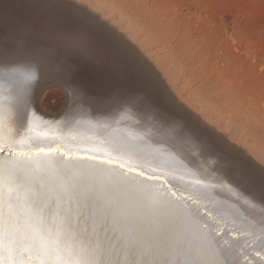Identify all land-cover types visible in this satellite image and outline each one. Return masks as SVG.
Masks as SVG:
<instances>
[{
    "label": "snow or ice",
    "instance_id": "snow-or-ice-1",
    "mask_svg": "<svg viewBox=\"0 0 264 264\" xmlns=\"http://www.w3.org/2000/svg\"><path fill=\"white\" fill-rule=\"evenodd\" d=\"M77 27L85 43L120 59L143 90L144 109L160 119L147 139L105 141L110 152L101 160L63 143H79L71 133L37 132L31 103L20 102L25 90L5 73L16 84V127L5 122L10 105L0 91V264H264V169L259 192L249 177V196L235 204L224 189L176 174L162 162L164 150L188 158V145L208 131L190 114L179 117L180 106L102 26L85 19ZM149 142L159 148L149 151ZM81 151L92 154H74Z\"/></svg>",
    "mask_w": 264,
    "mask_h": 264
},
{
    "label": "rangeland",
    "instance_id": "rangeland-1",
    "mask_svg": "<svg viewBox=\"0 0 264 264\" xmlns=\"http://www.w3.org/2000/svg\"><path fill=\"white\" fill-rule=\"evenodd\" d=\"M54 2L70 5L87 18L76 17L68 7L56 9L69 16L112 27V33L106 30V34L115 38L122 50L134 54L138 63L150 71L152 79L180 106L179 117L190 114L198 126L208 131L209 135L201 141L188 145V158L164 150L162 162L171 166L169 160L185 162L197 171L209 173L213 180L225 182L223 185L238 188V194L243 193L244 181L253 182L249 177L258 185L261 169H264V0ZM19 72L16 82L25 94H30L31 88L42 83L41 77L49 74L45 78L51 79L43 83L42 92L31 93L30 101L34 104L30 103L44 117L64 119L61 123L65 125H68L66 115L73 108L74 114L83 113L98 120L100 127L95 125L102 134L109 128L120 137L135 135L147 139V134L154 132L150 117L160 119L158 110L150 114L133 109L134 103L129 101L137 104L139 99V105H144L143 90L138 84L135 98L129 99L131 96L121 93L118 101L123 100L124 104L115 106L116 90L106 80L86 79L87 83L84 81L82 86L74 80L80 86H75L79 90L76 93L68 87L65 78L53 80V76L44 71L38 76L32 69ZM76 75L85 76L80 71ZM47 89L60 97L57 108H49L40 100ZM52 100L56 101L55 97ZM63 112L66 113L60 118ZM138 121L144 122L146 127H137ZM157 148L158 145L149 142V151ZM139 163L152 166L144 161ZM247 190L249 195L250 190ZM256 191L259 192V185ZM228 227H232L230 222Z\"/></svg>",
    "mask_w": 264,
    "mask_h": 264
},
{
    "label": "bare ground",
    "instance_id": "bare-ground-1",
    "mask_svg": "<svg viewBox=\"0 0 264 264\" xmlns=\"http://www.w3.org/2000/svg\"><path fill=\"white\" fill-rule=\"evenodd\" d=\"M39 9H41L42 13L45 12L44 8H39ZM24 10H27L25 16L30 20V22H29L30 24L29 25L26 24V27H25V29H29L31 31L30 32L28 30V32H30L33 35H36L38 38L43 39V40L48 39V38L57 39L60 37L65 44H67L69 46L72 45L73 50H74L73 54L77 55V56H75V57L73 55L66 56L67 58H70V60H68V61L55 60V63L56 62L59 63V64H57L59 67L64 68V69L72 72L73 77L70 78L71 81H74V80L77 81L78 80L77 83L78 84L80 83L82 86V84L84 83V81L86 79L106 80L109 83H111L112 85H114L113 86L114 89L121 88L122 94L124 93L125 95H128L129 97L131 96V98H129V99H132V97H134V98L136 97L135 93H136V89H137V83L132 76H130L129 74H127L125 72V69L123 68V66L121 64L120 59L118 57L111 55L107 48L97 47L96 45L92 44L90 41L85 43L86 36L77 27V22L83 20L82 18H76L72 15L69 16V14L65 13L64 11H62V10L58 11L57 10L64 17V20H59L60 17L54 16V14H57V11H55L54 9L49 10L48 13L51 14L49 16L46 15L44 17L39 12L38 13L39 16L36 15L37 18H33V15L31 14L32 10H30V9H24ZM51 16L54 18H52ZM91 22L93 23V21H91ZM97 24L98 23H93V25H97ZM101 25H102L105 33H107L106 30L109 33H112V31L110 30V28H112V27L108 28L107 24L103 25L102 23H101ZM119 27H120V24H119ZM120 29H122V28H120ZM130 31H132V30H130ZM117 36H118V34H117ZM120 36H119V38H120ZM111 40L115 46L120 48V45L115 40V38L111 37ZM4 50L0 49V91H2L4 93L5 103L10 105V111L6 113L7 118H6L5 122L10 127H16L15 120H14L15 110H16V107H15L16 102H15V99L12 95L13 93L16 92V84L13 83L11 81V79L5 75V73H10V74L14 75L16 77V80H17V78L19 77L18 76L19 71H22V70L26 71L28 69H32L36 75L42 76L41 75L42 70L39 69L40 66H38V65H40V64H36V63H40V61H35V59L31 58L30 55L29 56H27V55L22 56V55L14 54V53L9 51V48H5ZM52 56H58L60 58H63L62 55L58 54V51ZM29 60H31L33 62H30ZM45 63H47V62H45ZM161 64L162 63H160V65ZM45 66L46 65H44V64L41 65V67H45ZM85 66L87 68H84ZM161 67H162V65H161ZM35 68H38V69L36 70ZM77 71L82 72V76H83V74H85V76H83V77L77 76L76 75ZM74 72H75V74H74ZM164 72H166V71H164ZM48 75L49 74H46L45 77H48ZM45 77H41V79L43 80L41 84H38L34 88H31V93H34V94L39 93L40 94L42 92V90L44 88L43 83H46L45 82L46 80L51 79V78H45ZM52 78H54V76ZM59 79L61 80V78H57V80H59ZM63 80H62V82H63ZM65 80H67V79H65ZM16 83H18V81ZM94 85H96V84H94ZM25 88L27 89V86H25ZM91 88H93V86ZM27 93H30L28 89H27ZM31 93L30 94H22L21 98H20V102L21 103H24L25 101L31 102L30 101ZM116 94L117 93L115 92V95ZM115 95H113V96H115ZM40 97H41L40 100H42V103L49 108H57V106L60 102V99H59L60 97H58V95H55V93L52 90L47 89V91L42 93ZM54 97H55L56 101L52 100ZM108 97H110V96H108ZM108 97H107V99H108ZM82 98H83V96H82ZM110 98H112V95ZM74 100H75V98H74ZM111 100H113V99H111ZM129 102L133 103V101L132 102L129 101ZM31 103L34 104V102H31ZM141 103H143V102H141ZM123 104H122V106H123ZM31 106H32V110L34 111V113L36 115V120L34 123H35V125H38V127H36L37 132H40L45 136L58 137V138L65 137L69 133H71L72 136H74L79 141V143L76 145H73V144L69 143L68 140H62L63 143L68 144L69 147H79L81 149H90L92 151H95L99 155V158L101 160L107 159L106 153L110 152V150L104 146L105 141H110L113 139H119L120 138V136H118L116 133L112 132L109 128H106V130L104 129L103 134L100 133L98 131L99 129L96 128V125H95V124H97L98 126L100 125V124H98V120L95 119V121H96L95 122L91 117H89L83 113H80V115L78 113L74 114V113H72L73 108L72 109L70 108L69 113L66 115V121H67L68 125H65L64 123H61V122H64V119L56 120L55 118H52L49 116L44 117L43 115H41L39 113V111L36 109L35 106H33L32 104H31ZM135 108L136 107H134L133 109H135ZM119 118H118V121L120 122ZM150 118L152 120V122L150 124V126H151V125H154V123H156L157 120L154 119V117L153 118L150 117ZM89 124H91L92 126H89ZM23 131H24V129H21L22 134H23ZM88 140H91L92 142L91 143L85 142ZM74 154L77 156H84V155H90L92 153L81 151V152H76ZM111 154L115 155V153H111ZM168 162L172 163V166H176V169L179 170L176 174H183L186 178H195V179L203 180L206 184L215 186L218 191L221 189H224V191L226 192V195L229 198H231V202L233 204H235L237 198L242 199V198H247L249 196L246 193L245 189H248L247 192L249 190H251L252 182H251V184H250V182L247 183V180H246L247 178L246 179L244 178L246 181H245V184L242 186L243 193L240 192L238 194V190H239L238 188L233 187V186L223 185V183H225V182H223L221 180H219V181L213 180L212 176L207 172L197 171L196 169H193L192 167H190L187 163L179 162V160H175V161L171 160V162L169 160ZM132 163L140 164L139 161H136V160H133ZM164 171H166V170H164ZM240 178H243V177H240ZM256 186H258L257 183H256ZM228 189H230V191H228ZM224 198H225L224 196L219 197V199H224Z\"/></svg>",
    "mask_w": 264,
    "mask_h": 264
},
{
    "label": "water",
    "instance_id": "water-1",
    "mask_svg": "<svg viewBox=\"0 0 264 264\" xmlns=\"http://www.w3.org/2000/svg\"><path fill=\"white\" fill-rule=\"evenodd\" d=\"M54 1L55 0H0V49L4 50L5 48H9V51L14 54L22 55V56L30 55L31 58L35 59V61H40V63H36V64L46 65L45 67L42 68L39 67V69H41L44 72L50 73V76H54V74H57L54 78H52L53 80H57V78L67 79L69 87L73 89L74 92L77 93L79 92V90L75 89L76 88L75 85L77 86V84L74 81L70 83L71 82L70 78L73 77L72 72L59 67L57 65L59 64L58 62L55 63V60L58 61L70 60V58L66 57L69 55H73L74 57L77 56L73 54L74 50L72 45L69 46L65 44L60 37L57 39H51V38L44 40L40 39L36 35L31 34L30 33L31 31L29 29H25L26 24L28 25L30 24L29 23L30 20L25 16L27 10L24 9L32 10L31 14L33 15V18H37L36 15L39 16L38 14L39 12L45 17L46 15L48 16L51 15L50 13H48L49 10L54 9L55 11H57L56 9H58V7L63 6V7H68V9L72 11L76 17L80 16L84 19L85 16H83L79 11L69 7L70 5L65 6L66 4H61V3L56 5L57 2ZM39 8H44L46 13L45 12L42 13L41 9ZM58 11L57 14H54V16L60 17L59 20H64V17ZM28 30L30 32H28ZM57 51L58 54L62 55L63 58H60L58 56H52ZM29 61L33 62L31 60ZM84 68L87 67L85 66ZM35 69L37 70L38 68ZM79 87L77 86V88ZM115 90L118 98L117 100L115 99L114 104H122L121 101L123 100L118 101L119 97L121 96L122 90L121 88H117ZM139 101L140 100L137 99V104L133 101L134 103L132 104L133 107L134 106L136 107L137 105L136 109L139 112L151 114V111H147L144 109L143 105L142 106L139 105L138 103ZM65 113L66 112L59 114L60 118ZM155 114L159 115V113H155ZM158 117H160V115ZM156 120L158 121L159 119ZM187 179L194 180L191 178H187Z\"/></svg>",
    "mask_w": 264,
    "mask_h": 264
}]
</instances>
